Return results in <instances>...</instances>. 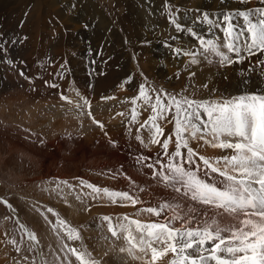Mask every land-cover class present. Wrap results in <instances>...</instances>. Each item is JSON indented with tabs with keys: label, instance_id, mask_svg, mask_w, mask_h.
I'll return each instance as SVG.
<instances>
[{
	"label": "rangeland",
	"instance_id": "1",
	"mask_svg": "<svg viewBox=\"0 0 264 264\" xmlns=\"http://www.w3.org/2000/svg\"><path fill=\"white\" fill-rule=\"evenodd\" d=\"M88 1L96 9L90 10L86 0H0V198L3 196L13 205L38 240V244L29 240L0 203V264H43L44 261L59 264L65 258L61 250L63 243L86 248L102 264L99 260L108 257V251H103V232L109 221L104 217H111L113 222L117 216L127 214L132 219L152 222L163 218L138 214L137 210L155 207L159 201L169 199V202L179 200L183 206L181 196L171 188L165 190L163 184L159 186L153 179V170L144 166L158 159L167 162L161 144L168 136L175 135L174 123L169 122L171 114L168 119L158 121L163 128L160 144L141 142L138 135L145 128L140 125L148 120L151 110L143 98L135 104L133 98L139 96L141 86L153 101L157 93L179 94L197 101L216 99V94H230L222 86L207 88L203 80L212 77H206L209 70L204 71L202 78L192 77L194 71L200 72L201 62L192 64V57L185 52L198 54V41L187 31H178L172 20L211 38L208 26L198 22L202 21V14L208 13L215 19L221 12L242 9L245 3L238 0ZM50 2L55 5L50 6ZM213 31L222 37L218 30ZM22 33L28 34L26 40ZM177 49L181 50L179 54ZM24 59L32 65L23 63ZM258 68L255 67L257 73ZM32 70L36 73H31ZM106 76L115 86L101 91L94 101H87L89 86L95 87ZM87 79L92 82L86 84ZM102 99L112 101L100 104L99 113H91L96 119L88 111L84 113L99 132L94 134L95 130L87 123L88 130H81L80 124L69 127L57 123V118L73 110L86 111L85 101L100 103ZM164 102L168 103L166 98ZM134 108L138 113L136 121L132 120ZM102 116L112 119V128L101 125ZM172 144L169 153L175 151ZM189 146L202 156L191 140ZM226 153L217 154L216 159L227 156ZM138 158L149 159L141 164ZM194 159L199 163V154ZM126 172H138L146 180L141 175L140 181L132 180ZM81 181L118 192H125L119 185L130 186L132 196L147 202L141 207L139 203L133 206L128 202L118 206V201L115 204L120 210L115 206L114 217L101 211L98 202L102 195L93 199L92 189ZM148 182L151 184L145 185ZM104 197L103 203L105 200L111 205ZM124 206L132 209L126 213L121 211ZM200 211L198 208L196 214ZM57 214L66 222L65 227L79 231L82 242L67 240L65 227L57 224ZM71 259L77 264L75 257ZM146 261H150V255Z\"/></svg>",
	"mask_w": 264,
	"mask_h": 264
},
{
	"label": "snow or ice",
	"instance_id": "2",
	"mask_svg": "<svg viewBox=\"0 0 264 264\" xmlns=\"http://www.w3.org/2000/svg\"><path fill=\"white\" fill-rule=\"evenodd\" d=\"M198 22L208 26L211 38L172 20L178 31H187L198 41V54L185 52L192 57V64L199 62L198 55L206 61L215 56L220 66L264 55V7L224 11L215 19L203 13L202 21ZM213 29L222 33V37ZM176 52L179 54L181 50ZM260 63L264 64V59ZM140 98L151 110L148 120L141 125L151 133V143H161L163 128L158 121L168 119L171 114L169 122L174 123L176 148L168 152L173 139L168 136L161 144L163 156L168 158L166 163L158 159L144 164L149 158H138V162L153 170V179L158 184L187 198L193 206L166 200L139 210L138 214L163 217L153 222L123 216L113 225L111 217H104L109 221L112 237L125 241L119 251L141 264H148L149 253L152 262L172 253L169 264H264V90L201 101L179 94L157 93L153 101L141 86L133 104ZM165 98L168 103L164 102ZM137 115L134 108L133 121ZM192 139L203 140L214 148L232 150V154L216 161L199 156L202 165L198 164L194 159L198 153L189 146ZM81 184L92 189L93 199L103 195L112 203L128 202L133 206L141 203L128 192L101 189L85 181ZM197 206L202 209L199 215ZM57 224L66 226L59 217ZM65 235L67 240L81 241L79 231L70 226L65 227ZM27 236L38 244L34 233L28 232ZM61 250L65 258L59 264H73L72 257L77 264H98L86 248L63 243Z\"/></svg>",
	"mask_w": 264,
	"mask_h": 264
},
{
	"label": "bare ground",
	"instance_id": "3",
	"mask_svg": "<svg viewBox=\"0 0 264 264\" xmlns=\"http://www.w3.org/2000/svg\"><path fill=\"white\" fill-rule=\"evenodd\" d=\"M58 1V0H57ZM65 1V0H64ZM71 1H76V0H71ZM87 4H88V8L90 10H94L96 8H94L93 6H90L89 4V1L86 0ZM85 3V2H84ZM52 5H55L54 3H51L50 2V6ZM86 5V4H84ZM87 6V5H86ZM95 6V5H94ZM258 7H264V3H261V0H248L247 3H245L244 7L242 9H256ZM87 8V9H88ZM40 12V10L38 9L37 12ZM102 15V14H101ZM74 21V19H73ZM101 21H103V19H101ZM161 53V52H160ZM168 58V57H167ZM233 58H235L234 54H233ZM264 59V55H258V56H252V57H249L248 58V61H245V62H242V63H235V64H232V65H229V66H220L218 63H217V60L218 58L215 57V56H212L210 57V60L209 61H206L202 56H200V59H198L201 63L200 64V67L201 69H199L200 72H195L194 71V75H192V77L195 78V75L196 77L200 76L201 78L203 77L204 75V71L205 70H209V72H207V75L206 77H211L209 78L207 81L206 80H203V83L206 85L207 84V88L210 86V85H218V86H222L224 89H226V91L228 93H230L229 95L227 96H221L220 94H216L214 95L216 99H219L221 97H229V96H234V95H238L242 92H257V91H262L264 90V73H262V69H264V64H261L260 63V60ZM209 64H211V68H209ZM256 66H259L258 68V73L255 69ZM117 69V68H116ZM194 70V69H193ZM202 70V72H201ZM241 73L243 75H241ZM193 74V73H192ZM186 76V75H185ZM107 77V76H106ZM191 77V78H192ZM78 79V78H77ZM194 81V80H193ZM91 79H87V81H85V83H91ZM102 82V83H101ZM114 82L110 79V77H107L106 80H102L100 82H96V86L95 87H91L89 86V90H88V95H87V101L88 100H93L96 98V96L103 90H107L108 87H112V85ZM128 83V82H127ZM125 85V84H124ZM115 86V85H114ZM88 89V88H87ZM110 90V88H109ZM86 97V96H85ZM74 98V97H73ZM103 100V99H102ZM75 101V100H74ZM94 101V100H93ZM112 101L111 99H108V100H103L101 101L100 103L96 102V103H88L86 104V111H76V110H73V112L71 113H66L65 114V117H59L57 118V123L60 124V125H67L69 127H71V125H81V130H85V126H86V123H87V126H90L92 128V130L94 132V134L96 132H99L97 128V126L95 127L94 125H91L88 121V117L86 118L85 117V112L87 113V111H90L92 112V114L95 115V113H99L100 110L98 109V106L100 104H103V103H106V102H110ZM74 103V102H73ZM75 106V105H74ZM77 106V105H76ZM70 107V106H68ZM73 107V106H72ZM84 107V105H83ZM65 108V107H64ZM79 108V107H76V109ZM70 110V109H69ZM81 110V109H80ZM94 110V111H93ZM109 110V109H108ZM72 111V110H71ZM65 112V111H64ZM67 112V111H66ZM108 112V111H107ZM148 112V109L147 111ZM59 113V112H58ZM63 113V112H62ZM61 114V113H60ZM88 115V114H87ZM102 120H104V123L102 122L101 125L106 128V129H109V128H112V119L109 121V118L108 117H105V116H102L101 118ZM100 119V121H101ZM112 121V122H111ZM32 122H35V120H32ZM98 122V121H96ZM160 122V121H159ZM162 124V123H161ZM166 124V123H165ZM77 127V126H76ZM80 127V126H79ZM101 127V126H99ZM103 127V128H104ZM166 127V126H165ZM140 128H141V125H140ZM167 128V127H166ZM138 129V128H137ZM88 130V129H86ZM141 130V129H140ZM90 133H93L92 131H89ZM150 132L145 128L143 131H141V134L138 135L139 137V140L141 142H145V143H150L151 142V136H150ZM137 137V138H138ZM173 139H172V142H173V146L175 145L176 146V143H175V135L172 136ZM191 142L193 143V146H196L198 147V150L200 152H202V156L203 157H206L208 158L209 157V160L210 161H216L217 159V154H221V153H225L227 152V156L231 155L232 154V150H223V149H220V148H214L212 147L210 144L208 143H205L203 140H199V139H192ZM156 145V144H155ZM192 146V147H193ZM194 149V148H193ZM199 154V156H201V154L199 152H197ZM226 156V155H225ZM123 159V157H121ZM120 158V159H121ZM124 159H127V157L125 156ZM198 164H201L202 165V161L199 160V163ZM125 165V163H124ZM128 168V167H127ZM133 169V168H132ZM125 170V169H124ZM136 172V171H135ZM127 174L130 175V177L132 178V180H136V181H140V175H141V179L142 180H146L144 176H142V174H140L139 172V176H138V172L137 173H128L126 172ZM126 175V174H125ZM124 176V175H123ZM123 179V178H122ZM127 179V178H126ZM129 179V178H128ZM122 181V180H121ZM124 183L125 181L127 180H123ZM151 181V180H150ZM130 182V181H129ZM134 182V181H133ZM123 183V182H122ZM128 183V181H127ZM121 184V183H119ZM151 183L148 182V184L145 183V185H150ZM119 185L122 187V189H124L125 192H128L130 195H132V191L133 189H131L130 186H126V185ZM78 186V185H77ZM118 186V185H117ZM132 186V185H131ZM154 186V185H153ZM160 186V184H159ZM120 187V188H121ZM137 187V186H136ZM143 187V185H142ZM113 188V187H112ZM111 188V189H112ZM118 188V187H116ZM134 188V187H133ZM145 188V187H144ZM143 188V189H144ZM147 188V186H146ZM154 188H157V187H154ZM115 189V187H114ZM119 189V188H118ZM162 189V188H161ZM165 189V188H164ZM170 189V188H169ZM145 190V189H144ZM147 190V189H146ZM145 190V191H146ZM150 190H152L150 188ZM167 190V189H165ZM120 191V190H119ZM158 191V190H157ZM163 191V190H162ZM92 192V191H91ZM143 192V191H142ZM149 192V190L147 191ZM159 192V191H158ZM169 192V190H168ZM156 193V192H155ZM162 193V192H161ZM164 193V191H163ZM171 193V192H170ZM174 193V192H173ZM135 194V193H133ZM142 194V193H141ZM145 194V193H144ZM147 194V193H146ZM168 194V193H167ZM167 194H165V196H168ZM154 195V194H153ZM152 195V196H153ZM176 195V194H175ZM92 196V195H91ZM90 196V197H91ZM134 196V195H133ZM149 196V195H148ZM156 196V195H155ZM157 196L158 193H157ZM164 196V195H163ZM173 196V195H172ZM102 200L98 202V204L100 205V208H101V211H105V213H109L111 214L112 216L115 217L114 213H112V211H114V209H116L119 204H121V202H119L117 205L115 203H108L109 201H105L104 200V203H103V199L105 198L103 195H102ZM136 197V195H135ZM143 197V196H142ZM180 197V196H179ZM148 198V197H147ZM163 198V197H162ZM174 197H172L173 199ZM177 198V197H176ZM143 199V198H142ZM141 198H139V200L141 201V203H139V205L141 204V207H144V204H146L145 201H143ZM144 199H146L145 195H144ZM155 199V198H154ZM168 199V198H167ZM171 199V200H172ZM178 199V198H177ZM181 199H182V202H184V204H187L189 207H192L193 204L192 202L188 201L187 198H184L181 196ZM96 200V199H95ZM153 200V199H151ZM170 200V199H169ZM168 200V201H169ZM148 201H150L148 199ZM154 201V200H153ZM152 201V202H153ZM179 201V200H178ZM177 201V202H178ZM151 202V201H150ZM157 202V200L155 201ZM160 202V201H159ZM158 202V203H159ZM171 202H175V201H171ZM162 203V202H161ZM94 204H97V203H94ZM114 206H113V205ZM149 204V203H148ZM147 204V205H148ZM126 205V204H125ZM138 205V204H137ZM156 205V204H155ZM115 206H117L115 208ZM153 206V205H152ZM125 209H122L121 211H127L130 212L128 207L130 206H124ZM123 207V208H124ZM137 207V206H136ZM150 207V206H149ZM134 208V207H133ZM119 211V207L117 208ZM135 209V208H134ZM141 209V208H140ZM143 209V208H142ZM137 210V208H136ZM201 210V209H200ZM135 211V210H134ZM139 212V209L137 210ZM132 212V211H131ZM118 213V212H117ZM119 214H122V213H119ZM123 216V214L121 215V217ZM127 216V214L125 215ZM145 216V215H144ZM149 216V215H148ZM120 216H117V218H119ZM129 217V215H128ZM150 217V216H149ZM148 217V219H149ZM116 218V219H117ZM142 218V217H141ZM163 218V217H162ZM161 218V219H162ZM115 219V220H116ZM147 219V220H148ZM156 219V218H155ZM150 220V219H149ZM148 220V221H149ZM153 220V219H151ZM146 221V220H145ZM146 221V222H148ZM150 222V221H149ZM153 222V221H152ZM113 225H115L117 223V221H113L112 222ZM109 224V223H107ZM179 226V225H177ZM106 227V226H105ZM102 231V230H101ZM30 232V231H29ZM104 234V238L105 240H103V243H104V246L105 248H103V251H108V257L106 258L105 257V261L103 260H99L102 262V264H141V262H138V261H133L128 255L127 253H121L119 251V249L121 247H124L125 246V241L123 239H116L114 237H112L111 235V232L109 231V227L107 229L104 230L103 232ZM37 246V245H36ZM38 250L39 252L41 253V249L40 247H38ZM137 255H140V253H137ZM150 255V253H149ZM172 258V253H168V255L166 256H163L161 258H158L155 262H152L151 261V258H150V261H147L148 264H169L170 260Z\"/></svg>",
	"mask_w": 264,
	"mask_h": 264
},
{
	"label": "crops",
	"instance_id": "4",
	"mask_svg": "<svg viewBox=\"0 0 264 264\" xmlns=\"http://www.w3.org/2000/svg\"><path fill=\"white\" fill-rule=\"evenodd\" d=\"M23 25V20L21 21V26ZM38 66V65H37ZM69 98V97H68Z\"/></svg>",
	"mask_w": 264,
	"mask_h": 264
}]
</instances>
